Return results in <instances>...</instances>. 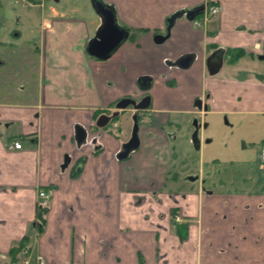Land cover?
I'll list each match as a JSON object with an SVG mask.
<instances>
[{
    "label": "crops",
    "instance_id": "1",
    "mask_svg": "<svg viewBox=\"0 0 264 264\" xmlns=\"http://www.w3.org/2000/svg\"><path fill=\"white\" fill-rule=\"evenodd\" d=\"M100 1L129 31L107 59L87 52L101 25L92 0L50 6L28 54L36 65L22 74L34 86L0 91V256L23 244L29 264L37 256L44 264H264V181H254L252 191L198 186L168 196L166 111L143 127L140 148L125 160L116 153L127 138L126 113L109 128L95 124L116 100L136 93L143 76L156 87L155 110L180 99L169 87H208L217 107L210 110L264 114V71L238 67L264 59V0ZM202 3L217 6V14L201 25L177 18L167 39L154 41L173 12ZM218 50L222 63L210 74L206 60ZM181 54L193 55L187 67L173 64ZM13 56L6 51L4 58ZM76 125L87 133L80 145ZM176 126L175 140L188 137V117ZM15 140L21 148L11 146ZM40 190L50 195L42 209ZM172 207L187 224L172 221Z\"/></svg>",
    "mask_w": 264,
    "mask_h": 264
},
{
    "label": "rangeland",
    "instance_id": "2",
    "mask_svg": "<svg viewBox=\"0 0 264 264\" xmlns=\"http://www.w3.org/2000/svg\"><path fill=\"white\" fill-rule=\"evenodd\" d=\"M58 4L72 5L73 0H0V52L1 59L6 61L4 65H0L1 92H15L14 90L21 87V91L25 93L28 87L34 86L31 80L29 82V78L24 77L25 71L29 70L30 73L36 65V61L28 54L33 52L34 46L38 44L35 42L38 39V22L42 13L46 12L48 7ZM6 51L14 56L5 59ZM244 66L262 73L264 59L250 61L246 58L238 67ZM16 69H19V72H14ZM224 74L225 71L221 75ZM216 105L219 106V103ZM210 107L217 108L213 103H210ZM210 107L205 114L207 125L199 133L202 138L199 150L193 149L188 137L183 138L180 135L170 144L173 145V151L170 153L174 159L166 178H183L184 173L193 171L198 174L204 188L208 190H225L235 186L232 190L240 191L242 188L251 189V183L256 180L263 182L264 162L260 157V142L264 138V114L220 113L210 110ZM146 120L145 115L138 120V134L143 131ZM128 123L127 135L132 126L129 117ZM170 130L173 128L170 127ZM19 254L22 258L18 257L11 263L10 256H0V260L2 259L4 264H29L25 258L26 254L22 251Z\"/></svg>",
    "mask_w": 264,
    "mask_h": 264
},
{
    "label": "flooded vegetation",
    "instance_id": "3",
    "mask_svg": "<svg viewBox=\"0 0 264 264\" xmlns=\"http://www.w3.org/2000/svg\"><path fill=\"white\" fill-rule=\"evenodd\" d=\"M167 25V24H166ZM165 33H166V29H165ZM192 56L191 61L193 60V55L192 54H181L179 55L174 61L173 64L174 66L177 65L178 67H187L186 65H189L191 63V61H189V64L187 63L189 60V57ZM146 77V76H143ZM142 78V77H141ZM140 78V85L139 87H137V92L130 94V95H126L118 100H116L114 102V104L112 105V107H110V109L108 111H106L105 113H101L100 115H106L109 116L110 119L108 120L107 124L104 126L105 128H109V125H113V121L117 120L119 118L120 115H122L123 113H126L127 117L131 118V130L129 131V134L127 135V138L125 141H123L120 145V149L117 151L116 153V158H117V154L121 151L122 149V144H124L125 142H127L131 136V131H132V127L134 124V119L133 116L135 115L136 117V121H137V126H138V120L140 119V117L142 115H145L147 117L146 120V124L145 126L150 125L152 118L153 117H163V111H166L165 113L167 114V121H168V126L166 127V130L168 131V133H171V136L173 139L170 140L169 142V146L166 149L167 153L166 154V158L164 163H166V166L169 168L171 165V162H173V156L170 153V151H173V145L170 146V144H172L175 139V132L178 130V126H176V124L178 123V120L180 121L183 117H188V121H189V133H188V141L189 143L192 145L194 150H199L201 145H202V138L200 137V131L206 127L207 123L205 122V114L208 111L209 107H210V90L208 87H202L201 89H196L195 91L192 89V87H169V93L171 94V96H176V98H180L177 99L178 101H173L172 103H167L168 104V109L166 110H162L160 111V109L155 110L153 108V100H154V96L152 94V90L155 89L154 87H148L149 83L146 82L145 80ZM153 88V89H152ZM195 88V87H194ZM191 90V92H189ZM187 94V97H185V95ZM175 98V99H176ZM185 98H188V100H185ZM122 99H127L128 104L125 107H117L116 104L122 100ZM147 103V106L144 108H139L138 104L140 103ZM204 107H206V109H204ZM157 111V113H155ZM161 113V114H160ZM99 115V116H100ZM158 115V116H157ZM188 115V116H185ZM98 116V117H99ZM97 117V119H98ZM157 118V119H160ZM96 119V120H97ZM96 124V121H95ZM97 126V125H96ZM101 127V128H104ZM170 127L173 128V130H170ZM97 128H100L97 126ZM116 130V129H115ZM197 130V137H198V148H195L194 143L192 141V134L193 132ZM137 136H138V146L135 149H132L128 155L124 158V159H119L118 160H125L127 159L130 154L134 151H136L137 149L140 148L141 145V139H140V134H138V128H137ZM95 139V138H94ZM95 144L94 145H98V143H96V139L94 140ZM205 142H208L205 140ZM262 143L260 142V148H261ZM65 160L68 161V157L64 158V161L62 163V166H65ZM263 161V160H262ZM264 162V161H263ZM172 167V165H171ZM184 173V172H183ZM183 178H177L175 180H169V179H165L162 183V189L165 193H167V195H171V196H185L187 194V192L189 191L190 193H193L194 190L198 188V186L201 187V190L203 192H208V189L204 188L203 186V181L199 179L198 174H196V172L190 171L189 173L186 172L183 174L182 176ZM183 179V180H181ZM253 183V182H252ZM251 183V185H252ZM177 188H175V187ZM169 188V189H167ZM251 190V189H250ZM160 188V192H163ZM252 191V190H251ZM251 191H248L247 193L250 194ZM150 191V194H154L155 192ZM163 192V193H164ZM171 212V219L173 222L177 223L178 225H185L184 223L187 224L186 219L184 217V214L182 213V210L177 208L174 209L173 207L170 210ZM38 225V223H37ZM29 249H27L26 247H24L22 249V252L24 254L27 255Z\"/></svg>",
    "mask_w": 264,
    "mask_h": 264
},
{
    "label": "water",
    "instance_id": "4",
    "mask_svg": "<svg viewBox=\"0 0 264 264\" xmlns=\"http://www.w3.org/2000/svg\"><path fill=\"white\" fill-rule=\"evenodd\" d=\"M56 1V0H55ZM93 6L97 9L100 13L101 17V25L99 29L96 31L94 37L91 39L87 46V52L99 59H107L127 38L129 35V31L120 27L114 18L113 11L104 5L100 0H92ZM205 4H200L194 6L190 9H179L173 12L169 17H167L166 22V33L164 35H156L154 37V41L156 43H161L165 39H167L170 28L174 24L177 18L184 16L188 21L193 20L196 16L200 15L204 11ZM222 51L218 50L217 52L213 53L208 57L206 60V67L207 71L210 74L215 73L221 66L222 63ZM264 54L260 55L259 58H263ZM192 56L189 57V61H191ZM188 66V65H186ZM141 79L148 82L149 77H142ZM129 101L127 99L120 100L116 106L117 107H125ZM147 106V103H140L138 104L139 108H144ZM206 109V107H204ZM110 119L109 116L100 115L96 120V125L98 127H104L108 120ZM134 124L131 131V136L127 142L122 144L121 151L117 154V158L124 159L128 153L135 149L138 146L139 140L137 136V121L135 115L133 116ZM76 143L81 144L86 141L87 133L86 131L79 125H76ZM198 137H197V130H195L192 134V141L194 143L195 148H198ZM67 160H65L66 164Z\"/></svg>",
    "mask_w": 264,
    "mask_h": 264
},
{
    "label": "built area",
    "instance_id": "5",
    "mask_svg": "<svg viewBox=\"0 0 264 264\" xmlns=\"http://www.w3.org/2000/svg\"><path fill=\"white\" fill-rule=\"evenodd\" d=\"M217 11H218V7H217V6H211V7L209 8V12H208V13H205V14L203 15V17L201 18V20H199V21L196 22V23L198 24V23H201V22H205L206 20H208V18H209L210 15H214V14H216ZM11 146H12L13 148H15V149H19V148H21V144H20V142L17 141V140L12 141V142H11ZM261 159L264 161V143H263L262 146H261ZM38 195L42 198V200H43V204H45V202H46V200H47V198H48V196H49L48 193H46V192H44V191H40V192L38 193ZM26 262H27V261H26ZM36 262H37V264H44V259H43V257H42V256H37V257H36Z\"/></svg>",
    "mask_w": 264,
    "mask_h": 264
},
{
    "label": "trees",
    "instance_id": "6",
    "mask_svg": "<svg viewBox=\"0 0 264 264\" xmlns=\"http://www.w3.org/2000/svg\"><path fill=\"white\" fill-rule=\"evenodd\" d=\"M242 53L241 52H237L236 54H235V57L234 58H232V60H234V59H236V58H238L240 55H241ZM261 143H264V138L261 140ZM41 209H42V207H40ZM42 211V210H41ZM40 215V214H39ZM38 215V216H39ZM39 225H41V222L39 221L38 222V226ZM40 227V226H39ZM23 246V244H21V245H18L13 251H11V253H10V263L11 262H13V261H16L17 259H18V253L20 252V249H21V247Z\"/></svg>",
    "mask_w": 264,
    "mask_h": 264
}]
</instances>
